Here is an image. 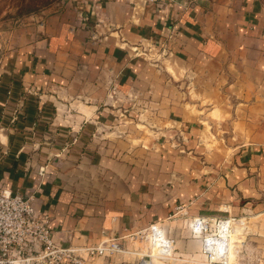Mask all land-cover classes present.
<instances>
[{
	"label": "crops",
	"instance_id": "0c3cea01",
	"mask_svg": "<svg viewBox=\"0 0 264 264\" xmlns=\"http://www.w3.org/2000/svg\"><path fill=\"white\" fill-rule=\"evenodd\" d=\"M207 2L60 0L0 36V188L62 246L124 248L89 264H138L124 236L180 209L264 221V16ZM161 34L172 53L147 61Z\"/></svg>",
	"mask_w": 264,
	"mask_h": 264
},
{
	"label": "rangeland",
	"instance_id": "374dc122",
	"mask_svg": "<svg viewBox=\"0 0 264 264\" xmlns=\"http://www.w3.org/2000/svg\"><path fill=\"white\" fill-rule=\"evenodd\" d=\"M146 3L154 5L160 12H166L168 9H177L182 13H188L191 10L198 8L208 0H143ZM228 1V0H209V2ZM235 3L239 0H230ZM243 2V0H241ZM252 1L255 4V9L261 16H264V0H246ZM59 2H55L48 7L39 10H49L57 6ZM244 4V2H243ZM17 1L16 0H0V36L16 30L26 17L16 15ZM37 12V13H38ZM248 14H250L248 12ZM166 33V32H165ZM164 33V34H165ZM159 37L157 42H145L136 46V50L141 51V54L147 61L161 63L170 55V37L163 35ZM162 38V39H160ZM181 209L178 210V213ZM166 222L169 228L165 231V238L170 241L168 254L161 256L157 248L153 247L152 236L147 233V236L140 237V234L130 237L126 252L131 253L138 261H148L147 264H264V221L256 218L246 219L232 216L207 218L204 222L205 230H194L192 220L201 217H182L178 214ZM218 220L226 222L224 227L225 236L222 241L225 247L214 251L211 246H208L206 239L218 238ZM163 226V225H159ZM164 227V226H163ZM162 227V228H163ZM228 238H232L233 256L231 261L227 260L225 255L228 247ZM221 253H217L219 251ZM224 251V252H223ZM146 256H150L151 260ZM139 264V263H138Z\"/></svg>",
	"mask_w": 264,
	"mask_h": 264
},
{
	"label": "built area",
	"instance_id": "2783aa9c",
	"mask_svg": "<svg viewBox=\"0 0 264 264\" xmlns=\"http://www.w3.org/2000/svg\"><path fill=\"white\" fill-rule=\"evenodd\" d=\"M206 221L208 219L204 217L194 218L193 229L204 231ZM218 224V238L206 239L214 251L225 247L222 241H225L226 222L218 220ZM146 232L152 236V244L158 249L157 253L166 256L170 241L165 238V230L156 223L137 234L142 238L147 236ZM123 252V246L115 239L83 247L58 244L48 227L47 218L36 215L31 196L0 188V264H89L90 259ZM146 257L151 260L150 256ZM147 262L140 260L139 264Z\"/></svg>",
	"mask_w": 264,
	"mask_h": 264
},
{
	"label": "trees",
	"instance_id": "16d2710c",
	"mask_svg": "<svg viewBox=\"0 0 264 264\" xmlns=\"http://www.w3.org/2000/svg\"><path fill=\"white\" fill-rule=\"evenodd\" d=\"M16 1H17L16 15L27 17L37 13L39 10L44 9L55 2H59L60 0H16Z\"/></svg>",
	"mask_w": 264,
	"mask_h": 264
},
{
	"label": "bare ground",
	"instance_id": "6f19581e",
	"mask_svg": "<svg viewBox=\"0 0 264 264\" xmlns=\"http://www.w3.org/2000/svg\"><path fill=\"white\" fill-rule=\"evenodd\" d=\"M225 224V223H224ZM224 227L226 228L227 226L226 225H224Z\"/></svg>",
	"mask_w": 264,
	"mask_h": 264
}]
</instances>
